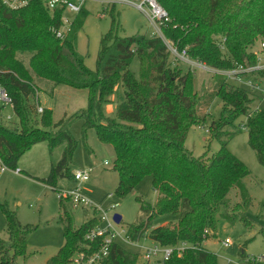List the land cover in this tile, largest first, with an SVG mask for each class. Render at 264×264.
Segmentation results:
<instances>
[{"label": "trees", "instance_id": "16d2710c", "mask_svg": "<svg viewBox=\"0 0 264 264\" xmlns=\"http://www.w3.org/2000/svg\"><path fill=\"white\" fill-rule=\"evenodd\" d=\"M155 2L167 13V20L159 25L161 35L119 36L111 5V26L100 39L95 69H90L77 50L78 32L87 16L84 4L59 38L52 29L61 27L64 7L48 9L44 0H30L10 9L0 0V84L13 99L17 118L10 126L0 123V160L16 170L19 158L36 143L46 142L49 152L63 145L61 157L48 175L36 179L53 191L59 179H72L76 142L67 127L70 120L54 123L50 108L41 106L39 112L37 94L40 90L51 94L59 84L85 89L87 105L70 119L83 118V139L93 127L99 141L112 146V170L118 176L114 194L123 198L143 177L152 176L156 199L140 205L146 219L127 225V239L137 240L147 233L161 246L190 245L181 254L173 252L165 264H218L216 255L202 246L216 229L218 218L228 223L240 221L249 229L256 227L248 216L252 197L243 183L249 170L227 148V139L234 133L228 127L245 117L248 144L264 167V109H251L252 92L229 83L223 73H212L224 76L213 91H197L191 65L186 70L179 67L177 60L181 59H175L166 41L178 52L185 49L190 60L210 68L254 66L264 53V0ZM222 39L223 49L218 46ZM134 57L139 62L137 75L130 70ZM240 74L264 82V69ZM118 82L124 87L123 99L116 106L115 117H108L103 107ZM215 97L222 102L221 115L207 130L220 146L213 153L194 156L184 145L188 130L203 124L204 110ZM61 207L64 243L46 264H74L77 253L88 254L101 241L91 244L85 239L95 218L73 227L71 216ZM0 208L7 233L5 239L0 237V264H17L19 257H25L26 235L34 226L21 225L4 204ZM165 214L173 219L147 232L152 219ZM258 233L264 239L263 225ZM138 258V253L112 242L107 255L94 264H137Z\"/></svg>", "mask_w": 264, "mask_h": 264}, {"label": "rangeland", "instance_id": "374dc122", "mask_svg": "<svg viewBox=\"0 0 264 264\" xmlns=\"http://www.w3.org/2000/svg\"><path fill=\"white\" fill-rule=\"evenodd\" d=\"M131 1L140 2L139 0ZM112 4H114L119 36H149L158 32L157 21L150 19L151 10L146 4L141 9L130 1L86 0L84 7L87 16L78 32L77 50L84 57V62L90 69H95L100 39L110 29ZM74 17V13L64 12V19L69 22ZM65 28L64 26L59 27V29ZM262 54H259L258 58H261ZM170 59H173V56ZM177 64L185 70L191 65L183 60H177ZM138 65V59L134 57L130 64V70L136 75L138 74ZM191 69L194 74V88L199 92L213 91L215 83L224 79L223 75H213L212 72L199 66L191 65ZM248 80L251 84L258 85V88L248 86L246 84ZM227 81L252 92L251 109H264V82L254 80L249 75H240V81L231 78H227ZM123 94L124 87L121 82H118L113 93L109 96V101L104 104L103 113L106 116L115 117L116 106L122 101ZM37 97L40 106L52 110L54 123L61 119L70 120L67 127L76 142L70 171L90 169L88 181L77 183L72 179L62 178L57 181L56 186L74 187L78 185L100 204L109 217L114 214L121 215V220L116 226L119 234L115 237V241L126 250L138 253L137 264H141V253L146 247L154 245L155 242L147 233L137 240H128L124 237V232L127 225L145 221L146 217L140 209V205L152 204L156 199L152 176L143 177L125 197H117L114 194V189L118 176L112 170L114 159L112 146L99 141L93 127L86 130L83 139L81 134L83 118L73 117L70 119L74 113L86 107L87 91L59 84L55 86L51 94L40 90ZM221 109L222 102L215 97L209 103L208 108L204 110L207 114L203 124L194 125L188 130L184 145L194 156H200L205 151L213 153L219 148V141L213 139L207 129L213 120L219 118ZM9 115L12 116L11 120L6 119V116ZM16 121L17 118L12 108L0 102V123L10 126ZM244 121L245 117L240 116L234 122V126L228 127V130L233 129L234 133L227 139V148L249 170V174L243 178V183L252 197L248 216L254 220L256 227L249 229L240 221L228 223L226 220L218 218L216 229L209 233L202 242L203 247L216 255L218 264H264V239L258 233V228L261 225L264 226V167L258 162L254 150L248 144L247 129L241 127ZM52 130L56 129L52 127ZM62 151L63 145L49 152L46 142L36 143L19 158L18 170H21L20 173L5 167L0 162V167H5L3 171L0 170V203L15 212L21 225L34 226V229L26 235L25 257H19L16 261L17 264H46V261L63 245L61 206H64L71 216L73 227H78L83 222L100 215V213L95 214L90 208H74L66 200H63L61 204L57 191H53L50 186L36 179L48 175L50 167L60 159ZM231 196L233 197V193ZM137 198L140 199V202ZM172 219V216L166 214L156 216L148 224L147 232ZM0 237L4 239L7 237L6 220L1 208ZM225 240L231 241V244L224 246L222 242ZM242 250L243 254L240 253Z\"/></svg>", "mask_w": 264, "mask_h": 264}, {"label": "built area", "instance_id": "2783aa9c", "mask_svg": "<svg viewBox=\"0 0 264 264\" xmlns=\"http://www.w3.org/2000/svg\"><path fill=\"white\" fill-rule=\"evenodd\" d=\"M29 1L30 0H1V2L10 9H17L23 7L26 4H28ZM85 1L86 0H44V4L48 9H53L57 6H62L65 8V12L67 11L76 14L80 10L81 6L85 3ZM109 1H117V0H109ZM118 1H130L136 4V6L141 9H143V5L146 4L151 10L150 19L157 21L156 29L158 30L159 33L158 32L155 33L161 35L159 25L161 24L162 21L167 20V13L155 2V0H139L140 2L138 3H135L131 0H118ZM69 24L70 22L64 19V15H63L61 27L64 26L66 28L57 29V30L52 29V30L57 37L61 38L63 36V33L67 31ZM223 41L224 39L218 42V46L221 49H223ZM166 44L168 45V49L170 50L171 54L174 57L181 59L185 62H188L191 65L199 66L201 68L207 69L212 73H223L228 78H231L235 81H240V75H241L240 73L242 72L264 69V54H262L261 58H258L259 61L254 66L242 67L241 65H239L236 68L230 70H218V69L210 68L201 62L190 60L187 56L185 49L178 52L176 48L173 47L171 44H169L167 41ZM261 46L264 48V42L261 43ZM246 84L251 88H258V85L251 84L250 80H248ZM0 102L3 103V105H9L13 110V99L10 96L7 88L1 84H0ZM255 109L259 110L258 108ZM38 111L39 112L42 111L41 106H38ZM6 119L11 120L12 116L11 115L6 116ZM241 127L246 128L244 123L241 124ZM4 169H5L4 166L0 167L1 171H3ZM14 171L18 172V169ZM89 172L90 169H85V170L76 169L72 172V180L77 183L86 182L89 180ZM55 191H57L56 193L59 199L69 201L74 208L76 207L90 208L95 214L100 213L99 216L93 217L97 220V222L85 235V239H87L91 244L94 243L97 239H100L101 241L99 246L88 254L84 252L77 253L74 256V260H73L74 264H94L99 262L103 257L107 255L109 245L112 242H116L115 237L119 234V232L116 230V226L118 225V223L115 222L113 216L109 217L108 214L101 208L100 204L94 201L78 185L74 187H65V186L57 187ZM124 233H125L124 237L127 239L126 229ZM204 233H207V230H205ZM222 244L224 246H229L231 244V241L225 240L222 242ZM189 247L190 245L186 242H181L176 247L161 246L155 243L154 245L150 247H146L143 250V252L141 253L142 262L143 264H165V261L169 259V257L172 255L173 252H177L178 254H181Z\"/></svg>", "mask_w": 264, "mask_h": 264}, {"label": "water", "instance_id": "95a60500", "mask_svg": "<svg viewBox=\"0 0 264 264\" xmlns=\"http://www.w3.org/2000/svg\"><path fill=\"white\" fill-rule=\"evenodd\" d=\"M113 218H114V220H115L116 223H119L120 220H121V215H119V214H114V215H113Z\"/></svg>", "mask_w": 264, "mask_h": 264}, {"label": "crops", "instance_id": "0c3cea01", "mask_svg": "<svg viewBox=\"0 0 264 264\" xmlns=\"http://www.w3.org/2000/svg\"><path fill=\"white\" fill-rule=\"evenodd\" d=\"M39 102H40V101H39ZM17 173H20V172L18 171ZM141 264H143V262H142Z\"/></svg>", "mask_w": 264, "mask_h": 264}]
</instances>
